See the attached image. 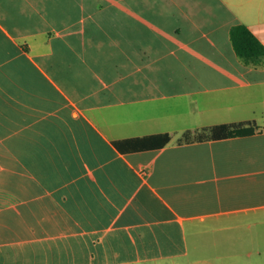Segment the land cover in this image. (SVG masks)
I'll return each instance as SVG.
<instances>
[{
  "label": "crops",
  "instance_id": "obj_1",
  "mask_svg": "<svg viewBox=\"0 0 264 264\" xmlns=\"http://www.w3.org/2000/svg\"><path fill=\"white\" fill-rule=\"evenodd\" d=\"M241 24L264 44V0H0V264L175 261L190 229L263 262L264 58L238 56Z\"/></svg>",
  "mask_w": 264,
  "mask_h": 264
},
{
  "label": "trees",
  "instance_id": "obj_2",
  "mask_svg": "<svg viewBox=\"0 0 264 264\" xmlns=\"http://www.w3.org/2000/svg\"><path fill=\"white\" fill-rule=\"evenodd\" d=\"M231 41L238 56L247 63H256L264 58V44L246 25L232 27ZM254 128L236 125H219L212 129L211 136L214 138H226L253 133ZM149 141H161L166 144L170 141L169 134L156 135L148 138Z\"/></svg>",
  "mask_w": 264,
  "mask_h": 264
},
{
  "label": "rangeland",
  "instance_id": "obj_3",
  "mask_svg": "<svg viewBox=\"0 0 264 264\" xmlns=\"http://www.w3.org/2000/svg\"><path fill=\"white\" fill-rule=\"evenodd\" d=\"M222 238L224 236H216L210 233V231L199 232L190 229L188 230L189 255L176 259L175 261H157L149 264H264V261L260 263L243 262L237 255L238 247H229V242L227 245H211L213 239ZM229 249L233 251L231 260H229Z\"/></svg>",
  "mask_w": 264,
  "mask_h": 264
}]
</instances>
